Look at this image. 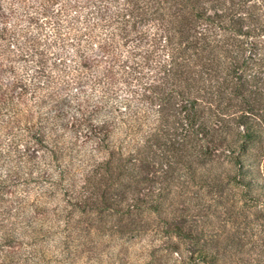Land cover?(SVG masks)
<instances>
[{
  "label": "trees",
  "instance_id": "trees-1",
  "mask_svg": "<svg viewBox=\"0 0 264 264\" xmlns=\"http://www.w3.org/2000/svg\"><path fill=\"white\" fill-rule=\"evenodd\" d=\"M0 264H264V0H0Z\"/></svg>",
  "mask_w": 264,
  "mask_h": 264
},
{
  "label": "rangeland",
  "instance_id": "rangeland-1",
  "mask_svg": "<svg viewBox=\"0 0 264 264\" xmlns=\"http://www.w3.org/2000/svg\"><path fill=\"white\" fill-rule=\"evenodd\" d=\"M258 228H259V226H258Z\"/></svg>",
  "mask_w": 264,
  "mask_h": 264
}]
</instances>
